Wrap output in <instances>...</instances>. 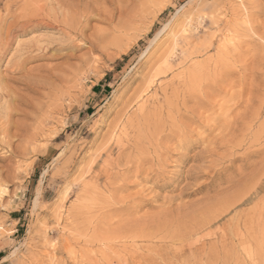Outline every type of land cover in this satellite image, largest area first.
<instances>
[{"label": "rangeland", "instance_id": "obj_1", "mask_svg": "<svg viewBox=\"0 0 264 264\" xmlns=\"http://www.w3.org/2000/svg\"><path fill=\"white\" fill-rule=\"evenodd\" d=\"M56 1L0 0V28ZM117 1L94 50L10 28L0 87L31 35L58 79L0 99V264H264V0Z\"/></svg>", "mask_w": 264, "mask_h": 264}, {"label": "bare ground", "instance_id": "obj_2", "mask_svg": "<svg viewBox=\"0 0 264 264\" xmlns=\"http://www.w3.org/2000/svg\"><path fill=\"white\" fill-rule=\"evenodd\" d=\"M95 1V0H93ZM92 0H77V2L75 3L74 1L70 4H68L67 11L65 12H60V14H52V15H45V17L42 18H38L35 19L36 21L33 22V20H24L20 23H15L14 25L10 26L8 28V30H4L5 32L3 33L2 28H0V56L3 54V52L8 48L9 45V41L10 38L13 37L11 34V30L10 28L12 27V30L14 32L20 33V34H25L28 30H33L34 29H38V28H46V29H53L56 30L57 32L62 34V37L65 41L63 42H68L67 47H65L64 50H68V49H72L73 51L78 50L79 48H81V46L88 44V46L90 47L91 50L96 49L95 48V44L92 42H87L84 40V26L83 24L88 22L91 19L96 18L95 20H97L98 22H108L110 23V20L112 19L111 17V13L113 11H107L106 7L103 6H97L94 7L92 5ZM103 2V5L105 4H110L112 5L113 0H101ZM119 1V0H118ZM117 1V2H118ZM116 2V0H115ZM55 3L54 5H56L58 8H60L63 4L62 2L56 1L53 2ZM95 3V2H94ZM123 3V2H122ZM116 4V3H115ZM118 4V3H117ZM24 5V3H23ZM51 5V4H50ZM121 5V4H120ZM119 4L117 5L120 6ZM96 6V4H95ZM27 7V6H26ZM121 7V6H120ZM32 8V7H31ZM52 8V7H51ZM56 8V7H55ZM111 8V7H110ZM37 9V8H36ZM57 9V8H56ZM118 11V8H116ZM116 9H114L116 11ZM109 10V9H108ZM34 11V10H33ZM47 11V10H46ZM51 11V10H50ZM16 12V11H14ZM21 11H19L20 13ZM38 12V11H36ZM18 13V11H17ZM119 14V11H118ZM9 15V14H8ZM7 15V16H8ZM41 15V14H40ZM24 16H26L24 14ZM44 16V15H43ZM115 16V15H114ZM121 16V15H120ZM14 17V16H13ZM33 17H37L35 15H33ZM122 17V16H121ZM120 18V17H119ZM17 20V19H16ZM1 22V21H0ZM107 23V24H108ZM56 33V32H55ZM15 34V33H14ZM34 34V33H32ZM37 34V33H36ZM94 34V33H93ZM99 35V34H98ZM91 36V35H90ZM95 36V35H94ZM59 37V36H58ZM54 38V37H53ZM88 38V37H87ZM91 38V37H90ZM93 38V37H92ZM95 38V37H94ZM37 37L36 35H31L29 38H27L26 43L23 41L22 44L20 45V48H18L19 50H14L17 51L19 56L17 58H10L11 60L6 63L8 64L10 67V75L8 78V82L10 83L9 85H5L4 87H0V99H9V100H13L16 104V106L14 108H7V111L5 113L6 117H10V115H12V112L14 113V111H18L16 108L18 106H23V107H28L31 106L29 105V101L27 96L23 95V93H34L37 90H41L44 89L46 86H51L54 85L53 83L57 81V77L54 76V74L52 75V70L51 68L48 67H43V66H33L29 68H26V65L28 64H32L38 61H41L42 59L45 58L44 56V51L45 49L42 46H38V40L36 41ZM43 39V38H40ZM47 39V37H46ZM90 40V39H89ZM49 41H50V37H49ZM19 42V41H18ZM80 42V43H78ZM43 44H45L44 42H42ZM58 43V42H57ZM83 43V44H81ZM20 44V43H18ZM78 44V45H77ZM81 46H80V45ZM47 47V46H46ZM45 47V48H46ZM64 47V46H63ZM85 47V46H84ZM59 48V47H57ZM60 49V48H59ZM54 50V48H53ZM47 53V52H45ZM21 54V55H20ZM17 55V54H16ZM12 57H14L12 55ZM16 57V56H15ZM45 60V59H44ZM44 64V63H43ZM45 66V65H44ZM48 66V65H47ZM50 67V66H49ZM61 83V82H60ZM2 85V84H1ZM16 86H20V89H17ZM57 86V85H56ZM55 87V86H52ZM50 89V88H49ZM57 91V90H55ZM8 103V102H7ZM11 103V102H10ZM14 103V104H15ZM6 104V102H5ZM4 104V105H5ZM13 104V105H14ZM12 106V105H11ZM3 108V107H2ZM1 108V109H2ZM4 109V108H3ZM2 111V110H1ZM22 111V110H21ZM19 110V112H21ZM5 112V111H3ZM5 117V116H4ZM5 117V119H6ZM3 122V121H2ZM9 125V121L6 120V122L2 123L0 125V130L2 131L3 135L5 134V130L8 128ZM8 132V131H7ZM3 140L5 139V135L2 138ZM215 139V138H214ZM2 142V141H1ZM208 144V143H207ZM212 144V143H210ZM210 144H208L210 146ZM208 146V147H209ZM252 178V177H251ZM255 179V178H254ZM251 182V181H250ZM247 183V182H246ZM252 184V183H251ZM254 184V183H253ZM245 185V184H244ZM249 187V185H247ZM247 188V187H246ZM246 188H244L243 192L241 194H245L247 191L245 190ZM252 188V187H251ZM238 190V189H237ZM249 192V191H248ZM233 193V192H232ZM238 193V192H237ZM240 194V193H239ZM232 195V194H231ZM227 200V199H226ZM242 200L241 198H235L234 200L228 202L225 207H224V211H226L227 209H229L230 207L240 203ZM250 212V213H249ZM251 214V225H254L255 222V214H256V209H250L247 211L246 213ZM220 215V214H219ZM235 216V215H234ZM238 216V215H237ZM243 216V215H242ZM217 217V216H216ZM249 216H247L248 218ZM218 218V217H217ZM213 219V218H211ZM250 219V218H249ZM247 220V219H246ZM236 221V220H235ZM241 222V221H240ZM245 222V220H244ZM230 224V223H229ZM261 224V223H260ZM234 226V225H233ZM242 226V223H241ZM229 229V228H228ZM250 231V230H249ZM252 231V230H251ZM262 235H264V231H261ZM229 233V231H228ZM231 234V233H230ZM224 236V235H223ZM231 236V235H230ZM249 237V236H248ZM229 238V237H228ZM231 238V237H230ZM250 238V237H249ZM252 238V237H251ZM175 239V238H174ZM247 239V238H246ZM245 239V240H246ZM253 239V238H252ZM169 240V239H168ZM251 240V239H250ZM217 241V239H216ZM215 241V242H216ZM247 241V240H246ZM219 242V241H218ZM249 242V241H248ZM253 242V241H251ZM264 242V241H263ZM212 243V242H211ZM211 243H209V245H212ZM225 243V242H224ZM237 243V242H236ZM259 243V242H258ZM261 243V242H260ZM215 244V243H214ZM251 244V243H250ZM254 244V243H253ZM252 244V245H253ZM227 245V244H226ZM145 246V244H144ZM217 245L215 244V247ZM155 247V246H154ZM221 247V246H220ZM232 247V246H231ZM261 247H264L263 245ZM156 248V247H155ZM202 248V247H201ZM200 248V249H201ZM222 249V248H221ZM224 249V248H223ZM213 250V249H212ZM218 250V249H217ZM220 250V248H219ZM239 250V248H238ZM263 250V249H261ZM234 251V250H233ZM254 253H256L255 255H259L258 257L256 256L257 259H260L263 255L260 252V247L255 245L254 250H252ZM264 251V250H263ZM198 252V251H197ZM200 252V251H199ZM216 252V250H215ZM219 252V251H218ZM223 252V251H222ZM221 252V253H222ZM175 253V252H174ZM201 253V252H200ZM217 253V252H216ZM220 253V252H219ZM226 253V252H225ZM230 253V251H229ZM232 253V252H231ZM236 253V252H235ZM239 253V251H238ZM166 254V253H164ZM192 254V253H191ZM240 254V253H239ZM261 254V255H260ZM168 255V254H167ZM219 255V254H218ZM223 255V254H221ZM238 255V254H237ZM241 255V254H240ZM226 256H228V254H226ZM230 256V255H229ZM228 256V258H229ZM162 258H164L163 256H161ZM160 257V258H161ZM180 257V256H179ZM178 257V258H179ZM192 257V256H191ZM222 257V256H220ZM224 257V256H223ZM237 257V256H236ZM235 257V258H236ZM264 257V256H263ZM262 257V258H263ZM134 258V257H133ZM185 258V257H183ZM182 258V259H183ZM219 258V257H218ZM232 258V257H231ZM246 258V257H245ZM181 259V258H180ZM227 259V258H225ZM256 259V260H257ZM264 259V258H263ZM162 260V259H161ZM167 260V259H166ZM179 260V259H178ZM218 260V259H217ZM220 260V259H219ZM218 260V261H219ZM234 260V259H233ZM261 260V259H260ZM232 261V260H230ZM221 262V261H220ZM235 262V261H234ZM260 262V261H259ZM141 263V262H140ZM152 263V262H151ZM258 263V262H257ZM262 264V262H260ZM220 264V263H219ZM228 264V262H227ZM233 264V263H232Z\"/></svg>", "mask_w": 264, "mask_h": 264}, {"label": "crops", "instance_id": "obj_3", "mask_svg": "<svg viewBox=\"0 0 264 264\" xmlns=\"http://www.w3.org/2000/svg\"><path fill=\"white\" fill-rule=\"evenodd\" d=\"M2 252H4V249L2 248V249H0V253H2Z\"/></svg>", "mask_w": 264, "mask_h": 264}]
</instances>
